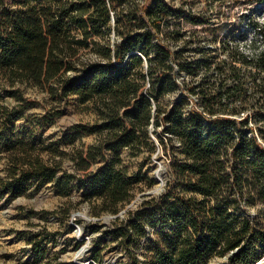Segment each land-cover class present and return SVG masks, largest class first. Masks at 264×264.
Segmentation results:
<instances>
[{"label": "trees", "instance_id": "obj_1", "mask_svg": "<svg viewBox=\"0 0 264 264\" xmlns=\"http://www.w3.org/2000/svg\"><path fill=\"white\" fill-rule=\"evenodd\" d=\"M182 12L167 0L142 6L138 0H0V143L9 121L33 103L4 81L10 88H40L57 101L73 96L92 103L97 122L75 125L72 132L98 141L76 149L72 159L95 214H116L142 180L130 175L119 150L155 152L153 125L169 157L170 179L160 196L118 218L109 235L131 264H207L236 249L229 264L255 263L264 257V48L255 40L225 39L227 57L218 62L208 48L187 53L191 40L181 45L179 30L162 42V28ZM210 21L192 18L194 24ZM253 28L264 42V22L255 20ZM86 49L98 59H82ZM183 71L192 78L188 97L198 98L190 105L182 93L169 105L165 98L182 90ZM202 73L201 81L195 79ZM3 91L19 105L5 104ZM58 114L48 112L42 120ZM24 142L8 146L13 168L0 182V194L21 193L31 180L54 181L68 194L76 177H58L64 151L53 142L44 145L42 151L52 153L45 160ZM98 159L103 164L94 169Z\"/></svg>", "mask_w": 264, "mask_h": 264}, {"label": "rangeland", "instance_id": "obj_2", "mask_svg": "<svg viewBox=\"0 0 264 264\" xmlns=\"http://www.w3.org/2000/svg\"><path fill=\"white\" fill-rule=\"evenodd\" d=\"M12 3L13 0H6ZM150 0H138L140 6ZM174 7L180 8L181 14L173 19L170 26L163 27L159 38L162 42L168 43L165 36L172 30H179L184 35L180 44L190 39L187 49L189 54H194L202 48L212 50V55L217 57L218 62L227 57L223 53L224 40L233 37L243 38L244 44L256 41L258 49L264 48V42L255 33L254 21L264 22V2L257 0H167ZM126 10H129V7ZM141 14V8L139 11ZM211 21L204 24H194L192 18H200ZM235 22L241 23L235 25ZM126 23V21H125ZM128 25V24H127ZM236 26L241 29L236 31ZM214 29V32L211 30ZM216 30V31H215ZM114 37L120 36L112 33ZM258 35V36H257ZM232 43V41H231ZM176 50L181 46L171 44ZM248 49V48H247ZM82 59L95 60L98 56L92 49L81 52ZM147 67V62L144 63ZM204 73L195 79L201 81ZM182 90L167 95L165 103L169 105L179 99L182 93L189 98L190 105H195L194 97H188L192 78L186 72L179 76ZM186 82V84H184ZM1 83L6 89L22 91L24 97L33 100V103L25 109L18 117L9 121L5 135L6 141L0 143V182L10 179L12 150L8 146L15 140H23L26 146L32 144L37 148L36 153H41L45 160L52 156L51 150L43 149L44 145L51 142L64 151L63 171L58 172V177L63 178L65 174L74 175L76 178L71 182L68 194L63 193L60 185L56 182H48L40 185L37 180L28 181L24 191L15 194L6 190L0 194V264H131L130 257L119 244L112 239L109 231L115 222L129 216L130 210L137 209L145 200L160 195H146L137 208L130 205L137 201L141 194L146 193L154 187H158L159 180L157 171L163 176L165 184L170 179V161L166 155L163 145L159 140V133L151 128V137L157 144L155 152L144 151L140 154H133L130 149L119 150L124 164L128 167L129 173L138 174L141 181L134 185L132 198L129 202L120 207L118 213L109 211L96 215L93 205L86 200V188L81 187V173L77 170L72 159L75 150L91 145L98 141V136L83 133L75 138L72 128L75 125L94 124L98 120L96 110L92 103L81 104L77 98L70 96L62 101L52 98L48 92L40 88L19 84L10 88L9 84ZM5 88H1L0 91ZM5 104L11 107L18 106L19 101L13 94L1 92ZM60 114L53 116L48 121L42 120L48 112ZM241 113L238 116H242ZM2 128L0 119V129ZM161 127L159 128V131ZM76 133V132H75ZM76 135V134H75ZM103 164V159H98L93 168L97 169ZM151 179L156 182L151 183ZM161 185V186H162ZM125 212L120 216L122 211ZM255 209L252 208L250 216H253ZM116 216L107 219L108 216ZM82 252V253H81ZM141 260H143V257ZM229 261L224 256H215L207 264H222ZM264 264V257L255 263Z\"/></svg>", "mask_w": 264, "mask_h": 264}, {"label": "water", "instance_id": "obj_3", "mask_svg": "<svg viewBox=\"0 0 264 264\" xmlns=\"http://www.w3.org/2000/svg\"><path fill=\"white\" fill-rule=\"evenodd\" d=\"M136 53H137V52H134L133 54H136ZM146 66H147V65H146ZM175 102H176V101H174L173 104H174ZM161 183H162V184H163V183L165 184V181L163 182V180H162ZM164 191H165V187H164V185L161 186L160 188H158V187H154V188H152L151 190L147 191L146 193L141 194V196L139 197V199H138L137 201H135L134 203H132V205H130V206L133 207V208H137V206L139 205V203H138L139 201L141 202L142 200L147 199V198H145L146 195H153V194L160 195V194H162ZM124 212H125V210L122 211V212L120 213V216H122V214H123ZM116 216H118V215H116ZM116 216H115V215H114V216H108L107 219L110 220V218H113V217H116ZM238 250H239V249H236L235 251H232V252L229 253L228 255L224 256V259L229 260V257H230L232 254L236 253ZM222 264H226V262H223Z\"/></svg>", "mask_w": 264, "mask_h": 264}, {"label": "bare ground", "instance_id": "obj_4", "mask_svg": "<svg viewBox=\"0 0 264 264\" xmlns=\"http://www.w3.org/2000/svg\"><path fill=\"white\" fill-rule=\"evenodd\" d=\"M157 178H158V180H159L158 188H160L161 185H162L161 181L164 180V176H163V174H162L159 170L157 171ZM162 186H163V185H162ZM81 253H82V252H81Z\"/></svg>", "mask_w": 264, "mask_h": 264}]
</instances>
